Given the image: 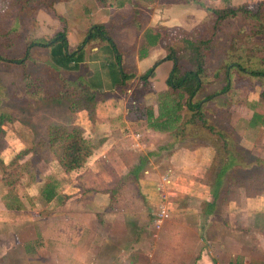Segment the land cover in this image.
I'll list each match as a JSON object with an SVG mask.
<instances>
[{
    "label": "crops",
    "instance_id": "crops-1",
    "mask_svg": "<svg viewBox=\"0 0 264 264\" xmlns=\"http://www.w3.org/2000/svg\"><path fill=\"white\" fill-rule=\"evenodd\" d=\"M202 1L219 8L255 0ZM52 8L65 21L69 49L78 44L89 26L104 24L120 54L118 64L107 42L92 41L76 55L78 76L103 94L97 97L93 120L85 109L74 113V124L84 130V137L90 141L96 136L99 140L94 143L90 157L98 160L100 153L112 148L117 136H125V130L134 129L139 133L136 135L151 138L164 134L148 127L141 116L129 118L128 105L138 101L151 107L156 116L163 107L182 100L179 97L183 94L172 92L166 83L173 61L165 59V33L173 27L191 28L207 20L208 13L195 4L174 0H56ZM232 19L220 21L216 30L220 31V27ZM59 26L61 28L62 23L55 22V30H60ZM73 42L75 46L71 47ZM89 44L92 45L90 50L87 49ZM156 62L152 75L145 81L140 80ZM118 67L134 77L119 85ZM82 68L85 71L82 72ZM249 116L240 115L244 119ZM262 129L264 134V127ZM236 131L241 134L243 146L264 158L256 149L259 143L245 136L246 126ZM261 141L264 145V137ZM189 153L201 154L195 166H187ZM214 153L212 146L195 150L181 147L172 152L169 161L176 167L186 173L194 170L197 174V169L203 172L200 176L183 179L186 187L176 189L179 195L170 200L167 217L159 230L153 227L159 175H153L150 192L146 186L142 190L148 211L135 216L114 212L106 196L95 195L82 176L87 169L85 166L69 172L60 169L61 174L55 179L44 182L46 177L43 176L31 182L32 186L25 189L27 196L23 194L25 197L20 198L23 208L18 210L5 207L6 190H1L0 226L5 223L16 228L24 224L35 233L38 231L39 236L21 240L22 258L27 259L23 264H264V189L257 192L247 185H232L227 203L217 200L209 214L203 208V203L210 198V187L200 180ZM49 181H53L54 187H45ZM79 181L88 187L80 186ZM105 195L109 198L107 192ZM36 201L41 208L33 207ZM13 238L11 242L18 241L17 237Z\"/></svg>",
    "mask_w": 264,
    "mask_h": 264
},
{
    "label": "rangeland",
    "instance_id": "rangeland-1",
    "mask_svg": "<svg viewBox=\"0 0 264 264\" xmlns=\"http://www.w3.org/2000/svg\"><path fill=\"white\" fill-rule=\"evenodd\" d=\"M54 1L56 0H0V55L4 58V60H0V111L7 113L11 118L10 122H5L2 126L0 162L7 166L18 153L26 152L19 160L26 163V171L15 173L11 169L9 173L14 183L16 182V189L22 197L26 195L25 189L32 186L31 182L40 179V177H46L45 182L60 176V168L56 162L60 148H55L58 145L57 142L54 143L53 147L50 145L47 128L52 125L70 126L75 121L74 113L76 111L72 112L70 104L73 101L72 96H76L75 94L71 96V94L77 89L73 88L71 81L79 75L78 57L75 58L74 63L57 67L52 63L49 48L33 46L24 65L7 61L22 56L26 45L32 40L49 39L58 31L55 30V22L61 24V21L55 20L51 11ZM255 5L254 2L250 3L253 11L256 9ZM213 21L214 17L212 19L209 17L191 28L173 27L165 33V41L167 42L165 44L178 49V53L182 55L180 61L182 70L190 67L188 59L191 46L189 42L199 45L200 51L203 56L205 55L209 79L204 83L199 94L200 97L214 93L224 86V60L231 48V42L236 38L235 46L245 44L246 47H251V43L245 38L251 36L252 32L259 30L257 25H253L252 22L241 16L226 21L220 27V31L212 28ZM63 23L65 21L62 22V29H64ZM58 28L61 29L60 26ZM84 36L80 37L76 46L74 42L70 45L71 47L75 46L72 50L81 44ZM253 37L252 40L255 45L264 44V31L262 35ZM91 46L89 44L87 49L90 50ZM81 71L83 72L85 69L82 68ZM242 78L239 75L234 76L232 87L224 96H216L213 100L206 101L204 110L208 123L215 124L217 128L236 130L241 126H246L245 119L240 117V115L247 116L251 113L246 105L253 107V102L258 100L260 102L259 110H264V95H260L261 92H264V81H247L248 79ZM137 89L141 90L140 87ZM66 96L69 98L66 99ZM185 96L182 95L179 98L184 100ZM137 118L134 117L133 119ZM237 118L241 119L236 121ZM196 128L198 127L194 125L188 126L186 135L175 139L166 133H164L165 135L160 134L159 138H151L147 135H136L139 133L134 129L132 132L125 130V136L123 138L117 136L112 148L103 151V154L100 153L102 156L98 157V160H93V157H90L93 156L92 150L91 155L83 164L87 168L82 174L85 177L84 181L92 186L90 188L95 195L106 196L109 200V206L114 212L120 211L123 214L127 212L141 216L145 211H148L146 209V195L142 193V190L146 186L150 192L152 183L154 184V176L159 175L161 178L162 173L170 168L175 175L174 182L167 189V198L170 203L174 195H179L175 193L176 189L186 187L183 179H191L194 175L200 176L203 172L197 169L195 170L197 174H194V170L193 173L190 171L186 173L180 167H176L173 162L169 161L172 152L181 147L188 148L197 145L201 139L213 143L217 138L207 129L204 130L205 128ZM131 133H133L132 136ZM227 133L230 134L229 138L234 137L231 132ZM245 136L255 139L259 143L256 149L264 154V145L261 141L264 137L263 131L256 128L247 130ZM98 141L96 136L90 140L92 148L94 143L96 144ZM167 142H172L175 146L173 145L174 147L172 146L167 150L159 149L158 146L166 145ZM211 146L214 149L215 145L212 144ZM195 149L193 148V150ZM150 152H156V154ZM218 155L220 157L216 160L220 164L224 155L221 152ZM198 157H201V154H187V166H195ZM141 158L145 162L142 169L137 172L135 179L131 170L140 162ZM214 158L213 155L212 160L205 168V171L208 169L209 172H204L200 180V183L206 187H210L213 174L219 166L213 161ZM8 172L0 166V177ZM82 176L76 177V180ZM85 182L79 181L77 184L88 187ZM246 185L250 186V190H255L259 186L256 183H247ZM5 188L6 186L0 181V191ZM260 189L263 190L264 186ZM105 192L109 194V198ZM156 195L159 200L157 192ZM228 195L229 193L223 197L221 204L227 203ZM36 202L37 205L35 204L33 207L41 208L39 202ZM4 224L2 223L0 226V264L26 263L27 259L22 258V239L32 238L36 234L38 235V231L35 233L31 229L32 227L23 226L24 224L16 228L10 224ZM13 237H17L18 241L11 242L14 240ZM8 246L12 248H8Z\"/></svg>",
    "mask_w": 264,
    "mask_h": 264
},
{
    "label": "trees",
    "instance_id": "trees-1",
    "mask_svg": "<svg viewBox=\"0 0 264 264\" xmlns=\"http://www.w3.org/2000/svg\"><path fill=\"white\" fill-rule=\"evenodd\" d=\"M176 1L195 4L203 8L211 19L214 17L212 24L213 29H216V26L220 21L237 16L244 17L246 20L252 22L253 25H257L259 29L257 32H252V30L251 36H246L245 38L246 40H249V43L252 45L251 47H246L245 44L235 46L236 43L234 41L236 38L233 42H231V48L228 50L224 60V74L226 78L224 86L220 90L203 95L202 97H200L199 94L204 83L209 79V75L205 55L203 56V53L200 51V46L193 42H189V45L191 46V53L188 59L190 67L182 70L180 67L182 55L178 53V49L171 45H167L165 44L167 42H164V45L167 48V55L165 59L173 61V68L166 80L167 86L174 93L177 92L182 93L183 96L186 95L184 100H177L171 106L163 107V110H161L156 116L154 115L151 107L145 106L143 103L138 101L131 102L128 105L129 118H140L141 116L146 120L148 127L161 133L171 135L174 139L179 136H185L187 128L190 125H194L198 128H205L204 130L207 129V131L217 136L213 143L211 141L207 142L201 139L200 143L197 145L188 147L189 149H193L199 146H211L214 144V149L216 148L214 150L215 158L213 161L218 163L219 166L213 174V179L210 184V198L208 201L203 203L205 212L209 214L215 209L217 200L221 201L223 197L229 193V189L232 185L245 187L247 183H256L259 185L257 186V192H260V187L264 186V158L243 146L241 142V134H237L238 132L236 130L221 127L217 128L215 124L208 123V118L206 117L207 115L204 110L206 101H211L216 96H224L228 90L231 89L233 78L236 75L243 77L242 79H248L247 81H264V44L261 43L255 45L252 40L254 38L253 36L262 35L264 31V0L254 1V3H256V9L254 11L251 8L250 3L242 4L236 7L223 6L215 8L212 5L206 4L202 0ZM51 11L55 18L60 20L61 23L64 22L63 17L57 14L52 6ZM92 41L107 42L114 52L117 63H120V54L104 24L91 25L86 31L81 44L74 50L69 49L66 32L61 28L49 39L38 38L32 40V42H29L26 45L22 56L9 59L7 61L17 65H24L28 59L30 49L33 46H39L51 48L50 56L52 58V63L55 66H66L69 65V63H74L76 55L85 45ZM0 60H4L1 55ZM157 63L158 62L143 73L139 79L142 81L147 80V78L152 75ZM119 72L121 75L119 85L124 84L127 79L134 77V74H127L121 68H119ZM71 85L74 89H77V91H74V93L71 94V96L74 94L76 95L75 97L72 96L73 101L70 104V107H72L71 110H73L72 112L85 109L88 112L89 118L94 119L97 97L103 94L94 90L81 76H77L74 80H72ZM262 94L264 95V92L260 93V95ZM68 98L69 97L66 96V99ZM259 105L260 102L258 100L253 102V107L252 105H246L251 111L250 116L245 119L247 130H254L256 128L263 131L264 110H259ZM10 121V115L0 111V136L3 132L2 126L5 122ZM47 129L50 145L53 147L54 143L57 142L58 145L55 144V148H60V152L57 153L58 155L56 157V162L59 168L64 172H69L83 166L86 159L92 153L91 143L83 136V129L73 123H71L70 126L52 125ZM227 132H231V135L234 137L229 138L230 134ZM173 145L174 144L170 142L166 145L164 144L158 147L159 149L167 150ZM235 146L240 149H237ZM218 152H221L224 155L222 156L220 164L219 161L216 160V158L219 159L220 157ZM25 153V151L18 153L7 166L0 162L2 169L9 171L0 177V181L4 184V186H6L3 203L8 209L18 210L23 208V203L20 199L21 195L16 189V182L14 183V180L11 178L9 173L11 169L15 173H22L26 171V163L19 161ZM150 153L156 154V152ZM144 162L145 160L141 158L140 162L137 163L131 170L135 179L137 178V172L142 169ZM208 172L209 170L207 169L205 173ZM48 185L54 187L53 181H49V183L47 182L45 187Z\"/></svg>",
    "mask_w": 264,
    "mask_h": 264
},
{
    "label": "built area",
    "instance_id": "built-area-1",
    "mask_svg": "<svg viewBox=\"0 0 264 264\" xmlns=\"http://www.w3.org/2000/svg\"><path fill=\"white\" fill-rule=\"evenodd\" d=\"M161 178L159 177V181L157 182L155 189L158 193L159 200L157 204V208L153 213V227L155 230H159L167 217L168 209H169V200L167 198V189L172 185L174 178V171L168 168ZM177 175V174H176Z\"/></svg>",
    "mask_w": 264,
    "mask_h": 264
}]
</instances>
